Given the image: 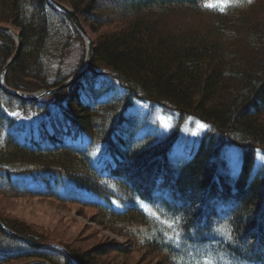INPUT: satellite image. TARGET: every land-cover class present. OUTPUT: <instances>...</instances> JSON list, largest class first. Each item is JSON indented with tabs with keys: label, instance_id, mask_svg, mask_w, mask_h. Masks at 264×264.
I'll use <instances>...</instances> for the list:
<instances>
[{
	"label": "trees",
	"instance_id": "1",
	"mask_svg": "<svg viewBox=\"0 0 264 264\" xmlns=\"http://www.w3.org/2000/svg\"><path fill=\"white\" fill-rule=\"evenodd\" d=\"M55 1L86 31L114 28L94 43L90 70L54 97L22 101L0 86V193L68 202L37 188L66 180L101 199V225L163 264H264V0ZM178 13L196 19L178 24ZM0 26L20 43L7 87L52 89L74 72L65 76L61 67L81 38L47 0H0ZM15 50L0 31L1 71ZM136 100L177 114L174 130L157 141L138 135L130 115ZM15 109L43 116L24 122ZM188 119L206 129L192 156L176 160L178 129ZM227 145L240 149L238 173L225 164ZM6 227L23 239L0 228V264H75ZM67 250L79 264H96Z\"/></svg>",
	"mask_w": 264,
	"mask_h": 264
},
{
	"label": "rangeland",
	"instance_id": "2",
	"mask_svg": "<svg viewBox=\"0 0 264 264\" xmlns=\"http://www.w3.org/2000/svg\"><path fill=\"white\" fill-rule=\"evenodd\" d=\"M212 6L223 7L224 3L214 1ZM106 13L108 14L107 11L104 12V14ZM190 18H195V16H191V13H178L174 20L180 24L185 20L191 22ZM78 19L80 25L83 26L82 19L79 17ZM112 28L114 26L102 28L96 33L85 29L93 49L97 38ZM79 37L81 38V36ZM81 41L79 43L74 40L70 53L62 63L61 69L65 76L75 71L84 59L86 45L82 38ZM15 44L17 48V43L15 42ZM54 95L49 96L54 97ZM14 114L18 115L21 121L33 123L43 116V113L32 109L25 112L15 109ZM130 115L134 118L135 125L138 126L137 134L151 136L155 141L163 139L176 126L177 114L165 113L158 105L145 101L136 100ZM201 124L203 123L195 119H188L179 127V138L173 147L172 158L187 160L192 156L193 146H197L206 129V127L201 128ZM223 158L230 171L237 170V173L239 172L241 161L239 148L227 145L223 152ZM259 164L260 154L258 153L256 166ZM40 183L37 188L42 187L48 190L45 193L51 192L72 201L60 202L55 197L12 196L0 193V222H3L1 224L6 229H8L6 225L20 228L37 238L38 245L57 244L71 258L73 257L67 249L78 256L88 253L96 264H163L160 257L152 256L146 251L132 247L129 239L115 234L108 226L100 224L96 205L101 202V199L96 195L79 190L66 180L52 179L47 183L43 181ZM1 246H6V243H2ZM100 246L106 247L107 251L104 254L94 253V250ZM11 247L14 245L6 246L7 250H11L9 249ZM17 247L19 246L17 245ZM70 257L68 258L70 259ZM26 261V259H16L3 264H22Z\"/></svg>",
	"mask_w": 264,
	"mask_h": 264
},
{
	"label": "water",
	"instance_id": "3",
	"mask_svg": "<svg viewBox=\"0 0 264 264\" xmlns=\"http://www.w3.org/2000/svg\"><path fill=\"white\" fill-rule=\"evenodd\" d=\"M47 1L51 5H53L55 8H57L58 10L63 12L70 19L72 25L74 26V28L78 32L79 36H81V38L85 42V45H86L85 56H84V59H83L81 65L62 84H60L59 86H57L55 88L44 89V90H41V91L36 92V93H28L25 91L13 90V89L6 86L5 75H6L8 68L11 66V64L13 63V61L15 60V58L19 54V50H20L19 38H18V35L13 31V29H11L9 27L0 26V31L5 33L6 35L11 37L12 39H14L15 42L17 43V48H16L15 53L7 61L6 65L2 69V72L0 73V86L4 90V92H6L7 94H10V95H12L18 99H21L23 101L35 102V101L43 99L46 96L61 92V91L65 90L66 88L72 86L77 81H79L92 67L94 49L92 48L89 37L85 33V29L83 28L82 25H80L78 16L75 14V12L73 10L66 7L62 3H59L55 0H47ZM0 228L3 229L6 233H8L11 236L23 239V237H20L17 234L13 233L12 231L6 229L4 227V225L1 224V222H0ZM38 246H41V247L50 246V247L56 248V249L62 251L66 256L70 257V255L59 245H55V244H49V245L46 244L45 245V244H43V245H38ZM70 259L72 261H74L73 258L70 257ZM37 263L48 264L47 262L42 261V260H32V261H28L24 264H37ZM74 263L79 264L76 261H74Z\"/></svg>",
	"mask_w": 264,
	"mask_h": 264
},
{
	"label": "snow or ice",
	"instance_id": "4",
	"mask_svg": "<svg viewBox=\"0 0 264 264\" xmlns=\"http://www.w3.org/2000/svg\"><path fill=\"white\" fill-rule=\"evenodd\" d=\"M200 127H201V128H204V127H205V125H204V124H201V125H200Z\"/></svg>",
	"mask_w": 264,
	"mask_h": 264
}]
</instances>
